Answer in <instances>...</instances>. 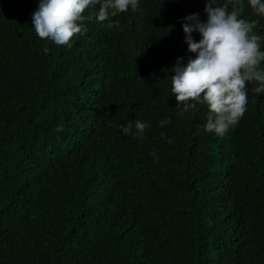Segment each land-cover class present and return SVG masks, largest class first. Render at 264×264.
<instances>
[{"label": "trees", "instance_id": "16d2710c", "mask_svg": "<svg viewBox=\"0 0 264 264\" xmlns=\"http://www.w3.org/2000/svg\"><path fill=\"white\" fill-rule=\"evenodd\" d=\"M205 2L139 0L103 23L97 5L67 48L35 33L38 0H0V264H264V92L249 85L220 137L170 91ZM241 18L264 51V17L245 0ZM137 120L143 138L121 130Z\"/></svg>", "mask_w": 264, "mask_h": 264}, {"label": "clouds", "instance_id": "9594fccd", "mask_svg": "<svg viewBox=\"0 0 264 264\" xmlns=\"http://www.w3.org/2000/svg\"><path fill=\"white\" fill-rule=\"evenodd\" d=\"M244 3L245 0H224L223 3L206 0V20L201 21L197 13L185 16L182 28L187 50L195 53V58L189 59L186 66H181L178 58L172 68L174 75L170 76V91L179 106V114L195 108L197 103L206 105L209 114L204 130L220 137L243 118L249 85H253L254 94L264 92L262 37L254 32L259 21L241 18ZM97 5L94 18L103 23L129 8L135 11L139 0H38L36 10L31 13V26L39 38L71 48L77 36L85 35V21L93 19L92 15H85L86 10ZM247 5L254 15L264 17V0H247ZM114 26L118 27L119 22L106 25ZM193 32L199 33L198 41L193 39ZM43 50L46 54L49 52L47 47ZM169 122L162 120L160 124ZM133 126L140 138L149 127L137 120L122 126L121 130L130 134ZM62 130L58 126L57 131Z\"/></svg>", "mask_w": 264, "mask_h": 264}]
</instances>
